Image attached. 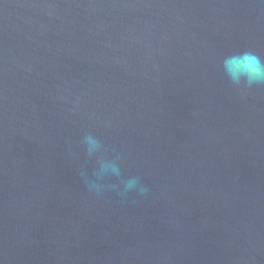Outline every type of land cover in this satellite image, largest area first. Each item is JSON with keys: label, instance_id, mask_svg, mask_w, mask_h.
<instances>
[{"label": "water", "instance_id": "water-1", "mask_svg": "<svg viewBox=\"0 0 264 264\" xmlns=\"http://www.w3.org/2000/svg\"><path fill=\"white\" fill-rule=\"evenodd\" d=\"M244 50L264 0H0V264H264V84L221 68Z\"/></svg>", "mask_w": 264, "mask_h": 264}, {"label": "clouds", "instance_id": "clouds-1", "mask_svg": "<svg viewBox=\"0 0 264 264\" xmlns=\"http://www.w3.org/2000/svg\"><path fill=\"white\" fill-rule=\"evenodd\" d=\"M221 68L223 74L233 85L246 84L251 87L253 85L264 84V57L252 50L238 51L224 57ZM82 144L90 158L96 157L103 150L101 140L92 133L84 134ZM98 165L99 168L95 173L97 180L87 179L88 174L86 171H81L80 173L89 190L97 193L102 190V185L97 182L98 180L103 179L106 175L116 177L121 175L120 166L115 160L99 159ZM121 185L122 194L133 190L140 191L141 193L147 191L135 177L122 180Z\"/></svg>", "mask_w": 264, "mask_h": 264}]
</instances>
